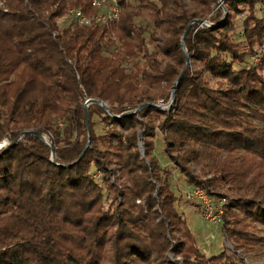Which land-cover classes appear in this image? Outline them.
Returning <instances> with one entry per match:
<instances>
[{
    "label": "trees",
    "instance_id": "obj_1",
    "mask_svg": "<svg viewBox=\"0 0 264 264\" xmlns=\"http://www.w3.org/2000/svg\"><path fill=\"white\" fill-rule=\"evenodd\" d=\"M222 1L119 0V20L88 26L59 20L98 15L92 0L3 1L0 264H256L244 256L264 250V0ZM88 100L110 111L89 104L90 136ZM158 131L168 162L224 201L242 259L199 249Z\"/></svg>",
    "mask_w": 264,
    "mask_h": 264
},
{
    "label": "rangeland",
    "instance_id": "obj_2",
    "mask_svg": "<svg viewBox=\"0 0 264 264\" xmlns=\"http://www.w3.org/2000/svg\"><path fill=\"white\" fill-rule=\"evenodd\" d=\"M3 1L4 0H0V7L3 6L4 3ZM217 3L218 6L222 5L221 4L222 0H218ZM222 6L223 7L220 6V8L225 9L224 5ZM102 12L104 11L102 10ZM263 14L264 11L261 10V7H257V15L262 16ZM66 18L67 16L59 20V23H67ZM244 19H245V15H239L234 19L235 31L232 36L236 41L243 42L244 40L243 38ZM137 22L142 26H146L147 16L142 19H138ZM200 25L205 26L209 24H207V22H202ZM150 47L151 49H153L152 46ZM263 49L264 48H262V50ZM259 50H261V48ZM252 60L253 62H256L258 59L252 58ZM244 65L245 63L240 62L237 63L236 67L241 68ZM157 104H159L161 107L164 108L169 106L165 104L163 100H158ZM97 129L99 130L100 127H97ZM162 136L163 134H161V132L158 131V140H157L158 145L156 152L154 154L158 158L160 165L165 170H168L171 173L169 177V182L172 189L179 198L176 204L177 209L181 214L182 219L188 223V226L197 241V245L199 249L208 257L216 255L223 250H226L229 254L236 256V258L242 259L244 255L240 252L234 251L233 245L231 244V242L227 240L225 232L222 230V219L220 218V210L222 205L220 204V201L213 196L215 198V203L212 206V209L210 210V207H207L208 205L202 204L201 202L194 200V198L192 199L189 198L191 197V193L193 192L194 189L201 187H196L188 183L186 178L179 172L176 166L173 163L168 162L169 160L166 157L164 150L162 151L163 148ZM44 139L48 141L46 137ZM139 147L142 156L145 157L142 143H139ZM193 171L195 173H199L200 175H203L197 165L193 166ZM244 257L246 263L253 262L256 264H264V250H260L259 252H254L251 255H247Z\"/></svg>",
    "mask_w": 264,
    "mask_h": 264
},
{
    "label": "built area",
    "instance_id": "obj_3",
    "mask_svg": "<svg viewBox=\"0 0 264 264\" xmlns=\"http://www.w3.org/2000/svg\"><path fill=\"white\" fill-rule=\"evenodd\" d=\"M92 4L94 7L98 8L100 13L94 17H90L85 15L80 10H72L70 15L67 16L66 19H69L71 23H74L76 25L80 26H88L91 25L93 22H97L98 24H104L113 20H119L120 18V3L119 0H92ZM223 5V1L221 3ZM222 5H219V7H223ZM102 10L104 12H102ZM12 144V141L5 137L0 141V151L7 148ZM194 198V200H197L201 202L202 204L208 205L207 207H210V210L212 209V206L215 203V198L210 196L204 189L202 188H196L191 193V197ZM220 204L223 206L224 201H220ZM221 206L220 210V218L223 213V209Z\"/></svg>",
    "mask_w": 264,
    "mask_h": 264
},
{
    "label": "water",
    "instance_id": "obj_4",
    "mask_svg": "<svg viewBox=\"0 0 264 264\" xmlns=\"http://www.w3.org/2000/svg\"><path fill=\"white\" fill-rule=\"evenodd\" d=\"M195 23H198V24H201L202 23V21H199V20H196L195 21ZM207 26V25H206ZM187 31H188V29H187ZM185 37H186V34L184 35V37H183V39H182V41H183V43L185 42ZM175 90V89H174ZM175 95V91H174V93H173V96ZM91 103H98V104H101L99 101H96V100H88L87 101V104H86V107H85V113H86V119H87V124H88V129H89V136H90V127H89V122H88V106H89V104H91ZM102 105V104H101ZM152 105V104H151ZM103 107H104V109L108 112V113H110V111H109V109H108V107L106 106V105H102ZM158 106V105H157ZM32 134H34V135H36V136H39L40 138H42V139H44V137L40 134V133H38V132H32ZM89 142H90V137H89ZM89 145V144H88ZM52 155H53V159L55 160V153H54V151H53V153H52ZM84 156V154H82V156H81V158Z\"/></svg>",
    "mask_w": 264,
    "mask_h": 264
}]
</instances>
